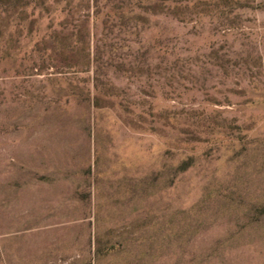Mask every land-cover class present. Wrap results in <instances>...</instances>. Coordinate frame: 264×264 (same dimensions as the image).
I'll return each mask as SVG.
<instances>
[{"label": "rangeland", "instance_id": "rangeland-1", "mask_svg": "<svg viewBox=\"0 0 264 264\" xmlns=\"http://www.w3.org/2000/svg\"><path fill=\"white\" fill-rule=\"evenodd\" d=\"M0 264H264V0H0Z\"/></svg>", "mask_w": 264, "mask_h": 264}]
</instances>
